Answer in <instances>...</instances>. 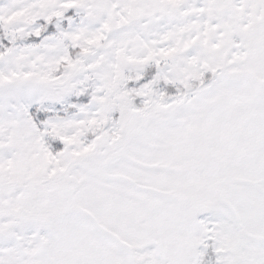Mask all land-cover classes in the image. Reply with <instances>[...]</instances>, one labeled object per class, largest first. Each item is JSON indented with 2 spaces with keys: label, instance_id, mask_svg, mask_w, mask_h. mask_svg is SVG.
Listing matches in <instances>:
<instances>
[{
  "label": "snow or ice",
  "instance_id": "1",
  "mask_svg": "<svg viewBox=\"0 0 264 264\" xmlns=\"http://www.w3.org/2000/svg\"><path fill=\"white\" fill-rule=\"evenodd\" d=\"M0 264H264V0H0Z\"/></svg>",
  "mask_w": 264,
  "mask_h": 264
}]
</instances>
